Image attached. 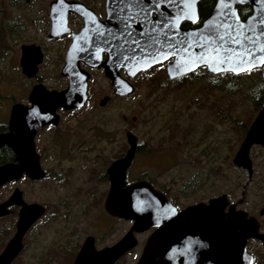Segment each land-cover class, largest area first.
Returning a JSON list of instances; mask_svg holds the SVG:
<instances>
[{
  "label": "rangeland",
  "instance_id": "1",
  "mask_svg": "<svg viewBox=\"0 0 264 264\" xmlns=\"http://www.w3.org/2000/svg\"><path fill=\"white\" fill-rule=\"evenodd\" d=\"M28 1L0 0V98L28 96L31 86L15 68L19 47L44 41L49 27L53 0ZM89 1L100 8L102 0ZM61 49V45L50 48L49 60L40 72L51 88L67 85L59 82L55 72ZM260 72L227 74V78L211 83L197 72L181 82H171L164 69H155L137 76L135 94L126 98L115 96L105 75L95 73L88 85L85 109L78 118L68 119L74 137L67 144L78 149L60 164L44 162V168L53 174L51 179L21 186L25 197L45 206L47 213L14 264H67L68 248L73 249L81 238L97 235V247L102 248L128 231L131 223L110 218L102 203L108 190L102 175L117 155L127 151L128 132L138 138L143 150L127 172L130 181L152 180L181 208L222 195L240 200L247 175L235 168L233 159L243 143V128H248L260 110ZM106 96L110 101L99 107ZM2 121L4 115H0ZM50 135L44 134L45 139L55 142ZM250 158L255 175L241 209L257 214L264 205V149L253 148ZM55 175L62 177L63 185L54 183ZM8 194L4 191L0 198ZM15 220L13 216L0 220V231L5 228L0 246L10 236ZM142 247L143 238H139L138 248L117 264H136ZM250 248L256 264H264L263 244L254 241Z\"/></svg>",
  "mask_w": 264,
  "mask_h": 264
},
{
  "label": "water",
  "instance_id": "2",
  "mask_svg": "<svg viewBox=\"0 0 264 264\" xmlns=\"http://www.w3.org/2000/svg\"><path fill=\"white\" fill-rule=\"evenodd\" d=\"M201 1L197 0L195 23L199 19L198 5ZM240 6H249L252 10L251 14L242 19L238 11ZM233 7L244 26L256 23L257 18L264 19V0H244V3H234ZM216 8L217 4L196 29L183 30L181 28L183 22H193L190 19L177 20L178 32L188 34V42L191 43L192 36L200 32L205 23L213 20ZM106 9L108 14V0H106ZM69 13H75L83 18L86 28L74 37L73 44L67 53L66 66L62 75L69 78L68 87L58 92L48 91L44 86L38 85L29 95L32 104L30 109L21 105L13 108L9 123L10 133L0 134V148L4 146L12 148L17 161H20L24 168L14 164L0 167V188L8 182L18 181L24 172L32 179H43L45 173L34 152L33 139L36 133L49 124L57 125L59 118L56 111L59 108L65 110L82 108L88 100L90 75L80 69L79 62L87 58L88 51L92 53L96 51L92 40V45L85 47L87 51L81 50V45L87 37V29L91 26L89 22L93 19L98 22V18L93 11L80 2L53 0L50 4L49 16L52 21L51 38L68 32L66 25ZM192 51L197 50L192 49ZM209 58L212 57L209 55ZM170 60L172 62L166 66L169 81L177 80L203 68L201 66L195 71H188L187 67L191 64V60L185 55L170 56L162 64ZM42 61L43 54L38 47H22L21 66L25 76L35 77L38 65ZM87 61L86 59L85 62ZM100 62L101 58L90 65L102 66L105 69V75L111 81L114 94L118 97H129L134 94L135 86L128 78L134 79L140 73L160 65L139 58L127 65L114 64L109 58L103 64ZM205 68L208 73L214 75L231 73L238 76L250 72H218ZM257 69H261V78L264 81V65L251 71ZM121 70L126 71L127 79L121 76ZM109 101V97H104L98 105L104 108ZM126 137L129 146L126 155L113 162L107 170L110 190L105 199L104 208L115 218L133 221V227L118 244L102 251H96L93 240L90 239L84 244L75 264H116L137 246L138 242L134 233H142L150 228L157 229L148 239L136 264H253V257L247 252L248 241L257 240L264 244V233L259 232L257 220L249 217L244 211H236L233 206H230L229 211L226 212L230 205L226 195L178 211L163 194L156 191L149 183L139 181L127 184V172L137 152L138 139L132 132H128ZM254 145L264 147V102L233 159L236 167L248 170L251 175L250 150ZM13 205H21L23 209L20 212L17 232L0 255V264H12L23 248L22 239L25 233L45 213V208L40 205L27 206L24 204L22 193L16 190L7 202L0 204V218L7 216L8 208ZM261 214L264 216V208Z\"/></svg>",
  "mask_w": 264,
  "mask_h": 264
},
{
  "label": "snow or ice",
  "instance_id": "3",
  "mask_svg": "<svg viewBox=\"0 0 264 264\" xmlns=\"http://www.w3.org/2000/svg\"><path fill=\"white\" fill-rule=\"evenodd\" d=\"M234 3L244 0H216L213 20L189 43L188 34L179 33L176 22H196L197 0H108V23L89 22L96 52L88 51L87 58L99 60L106 53L118 65L138 58L162 64L170 56L185 55L191 60L188 71L201 66L218 72L251 71L264 65V19L244 26ZM86 44L85 39L81 50L87 51Z\"/></svg>",
  "mask_w": 264,
  "mask_h": 264
},
{
  "label": "flooded vegetation",
  "instance_id": "4",
  "mask_svg": "<svg viewBox=\"0 0 264 264\" xmlns=\"http://www.w3.org/2000/svg\"><path fill=\"white\" fill-rule=\"evenodd\" d=\"M67 1H76V2L82 3L89 10L93 11L96 14L99 24L108 23V17H107L108 14H107V9H106V0H102L100 2V8H97L96 5L94 4V2L89 1V0H67ZM28 2L29 1L27 0V3ZM200 3L198 5L199 19H198L197 23L193 24L191 22H183L181 24V28L183 30L198 28L201 25V23L203 22V20L207 17V15H206L204 18H201L200 10H199ZM50 4H51V2H50ZM50 4H49V13H48V21H47L48 22L47 24L49 25V27H48L46 36L43 38L44 41H41V42L31 41V42L23 43L19 47V54H18L17 59H16L15 68H16L17 72L19 74H21V78H23L27 83H29V85L31 86V89H30V91L28 93V96L26 97V95H25V97L22 98V99H18V98H0V115L1 116L4 115V121L0 122V134H8V133H10V128H9L10 117H11L12 110H13V108L15 106L21 105V106H23L25 108H28V109H30L32 107L29 95L32 92L34 87H36L38 85H42L48 91H58V92L63 91V90H65L68 87L69 78L68 77H64L62 75V71H63V69L66 66L67 53H68L71 45L73 44L74 37L76 35H79L81 33V31H83L86 28V23H85L84 19L81 18L80 16H78L77 14L69 13V15L67 17V25H66L67 26L66 28L68 29V32H66V33H64V34H62L60 36H57L55 38H51L50 34H51V29H52V21H51V19L49 17L50 16ZM215 4H216V0L214 2V5ZM214 5H213V7H214ZM212 9H211V11H212ZM90 28H91V26L87 29V37H86L87 44L85 45V47H89V46L92 45L91 39H90L92 34L89 31ZM57 45H61L62 49H61V55L59 57V60H58V62L55 63V72H56L57 75H59L58 76L59 82L60 83L64 82L67 85L51 88V87H48L46 85V82L42 78V76L40 75V72L43 69L42 67L44 65H46L47 60H49V50H50V48L53 47V46H57ZM24 46H36V47H38L40 49V52H42V54H43V61H42L41 64L38 65V72H37L36 76L33 77V78H28L27 76H25L23 74V68L21 66V60H22V47H24ZM94 48H95V46H94ZM95 51H96V48H95ZM86 59L88 60L87 62H85ZM86 59L84 61H80L79 62V67H80L81 70L86 71L87 73H89L90 80L92 79L93 75L95 73H97V72H100V73L105 75V69L102 66L93 67V66L90 65V63L96 62L95 59H92V58H86ZM107 59H108L107 54L106 53H102L101 54V62L100 63H102V64L105 63L107 61ZM171 62L172 61L170 60V61H168V62H166L164 64H160L158 66H155L151 70H149L147 73H150V72L154 71L155 69H164V71L166 72V66L169 63H171ZM202 69H205V68H200V69L196 70L195 72H193V73H191V74H189L187 76H184L182 78L174 80L173 82H181V81L185 80L186 78L192 76L193 74L197 73L198 71H200ZM120 74H121L122 77L127 79L125 70H121ZM105 77H106V75H105ZM136 78H137V76H136ZM136 78H134V79H129L128 78V80L135 86ZM106 79L109 81V83L111 85V81L107 77H106ZM90 80H89V82H90ZM89 82H88V85H89ZM111 88L113 89V93H114V88L112 87V85H111ZM87 102H88V100H87ZM87 102L85 103V105L82 108H75V109H72V110H65L64 108H59L56 111V114H57V116L59 118L57 125L49 124V125L43 127L42 129H40L36 133V135H35V137L33 139L34 152H35V155L38 157L41 169L45 173V176H44L43 179H38V180L32 179L30 176H28V174L26 172H24L22 174V176L19 178L18 181L8 182L7 184H5L4 186H2L0 188V197L3 196L4 191H7V193H9L7 195V197H5L4 199L0 198V204H3L5 202H7L11 198V196L14 194V192L16 190H19L22 193V201L24 202V204H26L27 206L40 205V206L45 208V213L43 214V216H41L28 229V231L25 233V235H24V237L22 239L23 248L19 252V254L15 257V259L12 262V264H14L17 261L18 262L20 261V258L22 257V255L24 254L26 249L28 248L27 245H28L29 237L32 236V233L35 231L36 228L40 227L41 223L45 220L46 213H47V209H46L45 206H43L40 203H37L35 201H30V200H28V198L25 197L26 196V191H25V189H22L21 186L24 183H29L31 185H33V184L35 185V183H39V182H42V181H45V180H49V179L52 178L51 176H53V174L50 171H48V170H46L44 168V162L46 160H51L53 162L59 161V164H60V162L63 159L70 158V157L72 158V154L74 152H76V150L78 148L77 147L75 148L73 146H69L67 144L70 141H72V138L74 137L72 135V132H73L72 128H69L70 126H67V124H69L68 119L71 118L73 120V119L78 118L80 113L85 109ZM5 103H6V106H5ZM254 120L252 121V123L254 122ZM252 123L248 126V128H246V130H245V128H243V130H244V139H243V141L245 140L246 135L248 133V130H249L250 126L252 125ZM63 125H64V127H62ZM47 133L48 134L49 133L52 134L50 136H52L51 138H53V137L55 138V142H51L50 143L51 140L49 141V139L48 140L45 139L44 134H47ZM126 136H127V134H126ZM126 140H127V137H126ZM46 143H47V145H44ZM255 147H260V148L264 149V147H262L260 145H254L251 148V150L253 148H255ZM42 149H44L45 151L42 152ZM128 149H129V146H128ZM128 149H127V151H128ZM251 150H250V152H251ZM127 151L125 152V154L123 156L121 154L117 155L116 160H113L110 163V165L108 166V168L111 166V164L113 162L123 158L126 155ZM140 153H141V150H139V148H138L137 152L135 154L134 160L132 162V165L129 168V170L132 168L133 163L135 162V158H137L138 154H140ZM11 164H14V165H17V166H21V167L24 168V166H22L21 162L17 161V156H16V154H15V152H14V150L12 148H10L8 146L1 147L0 148V167H4V166H7V165H11ZM108 168H107V170H108ZM235 168H237L238 170L242 171L243 173H246V175H247V183L243 186L242 198L240 200H237V201L231 200L226 195L228 200H229V202H230V205L226 209V212L229 211L230 206H233L236 211H244V212H246L249 217H253V218H255L257 220L258 225H259V232L260 233H264V216L261 214V211L263 210L264 205L258 211L257 214H250L246 210L241 209L242 205L244 204V197H245L246 191L248 189V186L251 184L252 180L254 179L255 168H254L253 162H252V175L250 174V172L248 170H245L243 168H239V167H236V166H235ZM107 170H106V173H104L102 175L103 181H106L107 185H108V190H106L105 196H104V198L102 200L103 209H104L106 215H108L113 220L122 221V219L115 218V217L111 216L110 214H108L106 212L105 208H104L105 199H106L107 194H108V192L110 190V182H109V177H108V174H107ZM139 181H145V182L149 183L156 191H158L161 194H163L166 197V199L174 207H176V209L178 211H182L185 208L189 207V206L184 207V208L179 207L177 205V203L175 202V200H173L171 198V196L168 194V191L166 189L158 187L150 179L135 178L134 180H131V181L129 179L126 180L127 184H132V183L139 182ZM54 183H57L59 185H63L64 182H63V179H62L61 176H58V175L56 176L55 175L54 176ZM22 209H23V206H21V205H13L10 208H8L9 214L7 216H4V217L0 218V220H2V219H5L7 217H11V216L16 217L15 222L12 224V228H10L11 229V233L9 234L10 236L8 235L9 236L8 239L6 238L4 243L0 246V255L4 252V250L7 247L8 243L13 239V237L15 236V234L17 232V224L19 222L20 212L22 211ZM123 221L131 223V226L128 229V231L125 232L124 235L118 241H116L112 245L105 246V247H102V248H98L96 241L99 240L100 237H98L97 235L96 236H86L83 239L81 238L82 240L80 239L76 243V245H75V247L73 249L68 248V250H67V252L65 254L67 264H75V261H76L78 255L80 254L84 244L86 242H88L90 239L93 240V245H94V248H95L96 251H102V250H104L106 248H111V247L115 246L116 244H118L122 240V238H124V236L128 234V232L131 230V228L133 227V224H134V222L131 221V220L130 221L123 220ZM156 229L157 228H150L148 231H145V232H142V233H134V236H135V238H136L138 243H137V246L134 249L130 250L128 253H131L136 248H138V246H139V238H143V247H142V252H143V249H144L145 245L147 244L148 239L156 231ZM2 232L5 233V228H3L0 231V233H2ZM2 238L3 237H1V239ZM254 241H257V240H249L248 241V243H247V252L253 257V264H256L255 254H254L253 250L250 248L251 243L254 242ZM261 244H263V243H261ZM263 246H264V244H263ZM142 252H141V255H142ZM127 254H125V255H127ZM140 257L138 258V260L140 259Z\"/></svg>",
  "mask_w": 264,
  "mask_h": 264
},
{
  "label": "trees",
  "instance_id": "5",
  "mask_svg": "<svg viewBox=\"0 0 264 264\" xmlns=\"http://www.w3.org/2000/svg\"><path fill=\"white\" fill-rule=\"evenodd\" d=\"M214 2H215V0H202V2L200 3V8H199L201 18H204L206 15H208L210 13L211 9L213 8ZM238 11H239V15L242 19L249 16L252 12V10L249 6H240V7H238ZM198 72L202 73V75L206 78V79L204 78V80H207L210 83L213 81L215 82V79H217L219 77L227 78V75H225V74L213 76L211 74H208L204 69H202ZM190 77H188V78H190ZM260 82L262 84V88H261V92H260L259 97H258V104L261 107V105L264 101V82L262 80H260ZM156 85H157V83H156ZM158 85H160V84H158ZM138 148H139V150H141V152L143 151L140 144H138Z\"/></svg>",
  "mask_w": 264,
  "mask_h": 264
}]
</instances>
